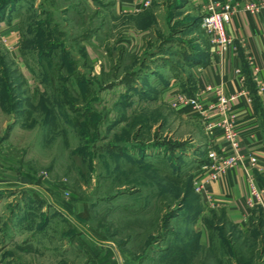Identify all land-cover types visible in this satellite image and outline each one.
<instances>
[{
	"label": "rangeland",
	"instance_id": "rangeland-1",
	"mask_svg": "<svg viewBox=\"0 0 264 264\" xmlns=\"http://www.w3.org/2000/svg\"><path fill=\"white\" fill-rule=\"evenodd\" d=\"M185 1L0 0V264H264L256 218L201 216L214 138L163 94L209 39Z\"/></svg>",
	"mask_w": 264,
	"mask_h": 264
},
{
	"label": "crops",
	"instance_id": "crops-1",
	"mask_svg": "<svg viewBox=\"0 0 264 264\" xmlns=\"http://www.w3.org/2000/svg\"><path fill=\"white\" fill-rule=\"evenodd\" d=\"M121 1L119 9L128 12L137 8L136 1ZM216 1L239 9L226 28L232 45L220 57L214 54L209 39L205 45L200 41L199 50L185 63L189 72L171 68L172 77L163 94L168 100L173 93L187 94L189 90V96L198 99L200 105V109L191 108L189 112L207 116L216 125L227 120L234 125L245 162L219 181L208 184L200 195L204 211L201 216L221 212L229 223L245 231L254 225L259 213L264 221V0ZM209 3L210 0H186L181 9L188 10L186 15H191L188 18L193 25L202 22ZM251 4L257 5V12L244 9ZM2 40L19 59V36L15 32L4 34ZM221 95L230 101L226 113L219 109ZM214 133V140L223 143L220 130ZM251 158L256 159L255 164H251ZM252 183L258 195L252 192Z\"/></svg>",
	"mask_w": 264,
	"mask_h": 264
},
{
	"label": "built area",
	"instance_id": "built-area-1",
	"mask_svg": "<svg viewBox=\"0 0 264 264\" xmlns=\"http://www.w3.org/2000/svg\"><path fill=\"white\" fill-rule=\"evenodd\" d=\"M153 0L137 1V8H149ZM249 12H257V5H248L244 8ZM237 7L230 4H223L216 0H210L207 15L202 19L201 27L209 38L210 45L213 47L214 54L223 57L233 39L227 34V25L231 22L234 14L238 12ZM173 104L177 107H190L200 109L199 101L184 93H175ZM229 99L222 96L219 99V109L223 113L228 111ZM208 124L211 135H215L214 131L220 130L223 143L213 141L208 152V162L198 167L193 172V187L197 194H204L208 184L219 181L222 177L230 173L234 168L245 162V155L238 141V134L234 125L229 121H225L220 125L209 122V118L204 116ZM217 135V133H216ZM251 164L256 163L255 158L249 160ZM252 192L258 195L256 186L252 183Z\"/></svg>",
	"mask_w": 264,
	"mask_h": 264
},
{
	"label": "trees",
	"instance_id": "trees-1",
	"mask_svg": "<svg viewBox=\"0 0 264 264\" xmlns=\"http://www.w3.org/2000/svg\"><path fill=\"white\" fill-rule=\"evenodd\" d=\"M190 57H192V55H189L186 59H187V61L189 60V61H191V59H190ZM165 83H166V85L168 86V83L165 81ZM167 88V87H166ZM186 93L187 94H189V95H191V93L189 92V91H186ZM208 153L206 154V159H205V161H203V162H201L200 164H199V166L198 167H200L201 165H203V164H205V163H207L208 162ZM198 167H196V169L198 168ZM195 169V170H196ZM194 176V175H193ZM26 182V181H25ZM258 217L256 218L257 219V221L259 222V226H261V227H264V221H263V219H262V217H261V214L259 213L258 215H257ZM209 228V227H208Z\"/></svg>",
	"mask_w": 264,
	"mask_h": 264
}]
</instances>
